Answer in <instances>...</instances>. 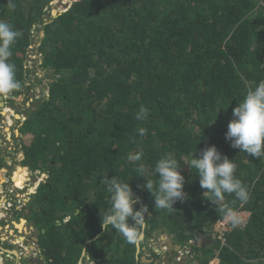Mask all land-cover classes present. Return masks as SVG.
<instances>
[{"label":"trees","instance_id":"16d2710c","mask_svg":"<svg viewBox=\"0 0 264 264\" xmlns=\"http://www.w3.org/2000/svg\"><path fill=\"white\" fill-rule=\"evenodd\" d=\"M12 2L14 9L0 0V20L20 33L9 62L21 87L1 95L0 125L22 87L27 100L33 92L26 61L37 24L41 66L50 71L48 97L31 101L24 118L15 119L21 136L14 137L20 144L14 153L22 152L31 172L46 174L24 209L13 210L32 226L39 264H154L160 254L152 248V258L143 254L152 233L191 247L183 263L170 256L164 264H264V157L253 159L225 139L233 108L264 81V0ZM142 106L147 118L137 120ZM2 137L1 131L0 171L7 157ZM212 145L235 161V177L249 192L246 203L225 194L224 205L249 215L224 234V245L211 231L223 213L203 197L195 169L184 165ZM137 152L141 161L129 162ZM169 155L181 165L189 197L171 212L154 208L134 172L137 164L152 172ZM25 172L15 170L17 184ZM102 175L129 180L140 200L135 208L147 205L135 242L100 226V212L110 208Z\"/></svg>","mask_w":264,"mask_h":264},{"label":"clouds","instance_id":"9594fccd","mask_svg":"<svg viewBox=\"0 0 264 264\" xmlns=\"http://www.w3.org/2000/svg\"><path fill=\"white\" fill-rule=\"evenodd\" d=\"M7 4L9 8H15L12 0H7ZM19 36L20 33L14 30L12 25L0 20V95L9 94L21 87V84L16 79L15 65L9 62L11 45ZM147 115L148 109L142 106L136 114V119H146ZM139 132L143 135L144 129L141 128ZM225 139L230 141L234 149L246 153L253 159L264 157V81H260L255 87H249L243 99L233 108L232 119L228 123ZM142 155V152L130 154L127 160L129 162H139L142 159ZM184 165H187L190 171L195 169L194 174L198 176L199 185L204 190L202 193L203 197L216 207L217 212L223 213L222 217L215 219L211 231L214 235L216 234V239L220 241V244L224 245V234L232 227L235 228L240 224H244L249 215L245 209L233 211L222 203L225 199V194H235L236 199L241 203H246L249 199L247 186L235 177L237 165L234 160L222 155L215 145L205 147L199 155L196 154L194 158ZM180 168V163L170 155L160 158L152 172H149L143 164L135 166V175L143 177L145 180V183L138 185V187L146 189L152 195L155 209H165L171 212L175 209L173 205L177 201L184 202L189 198L184 191L185 176L181 173ZM2 169L0 173L4 175L6 169L5 167ZM153 174L158 177L157 181L150 178ZM101 179L106 186V191L110 194L109 211L100 212L102 230L107 232L109 228L111 230L114 229L123 234L129 242H135L140 236L137 226L144 227L142 221L148 211L147 205L139 209L135 208V205L140 204V200L134 195L129 180L121 182L115 178V175L111 178L107 175H102ZM1 185L7 190L3 193V212L9 211L11 208L13 210L20 209L21 207L17 206V203L19 204L21 198L17 195L13 198L8 193V190L14 189V192H18L17 189L22 190V187L16 186V184L11 186L10 182L7 184L5 181ZM7 193L13 205L5 209V200L8 198ZM239 214L246 216L244 221L240 220ZM0 215L3 214L1 213ZM129 219L134 223L130 224ZM221 220L225 221L226 229L220 228L219 221ZM189 243H193V240H189ZM171 247H177L179 251L182 246L174 244L170 238L167 240L164 249H156L159 252L157 253L156 251V254H160V264L167 262L170 256L173 259L176 258L173 256L174 249L171 250ZM15 254L17 253L15 252ZM176 259L178 260V258ZM216 259L215 263L218 262V258Z\"/></svg>","mask_w":264,"mask_h":264},{"label":"rangeland","instance_id":"374dc122","mask_svg":"<svg viewBox=\"0 0 264 264\" xmlns=\"http://www.w3.org/2000/svg\"><path fill=\"white\" fill-rule=\"evenodd\" d=\"M65 2L66 0H64L63 3ZM36 26H38L37 27L38 31H35V38H34L35 43L32 46L33 48H31V50L29 51V54L27 57L28 59L26 61L27 66L30 70V77H29L30 82H33V79L35 81L33 85V89H32L33 92L28 93L29 100L25 99L24 95H25L26 89L23 86L21 89L22 93L18 97L13 99L12 107H9V103H8V106L7 107L5 106L3 108V111H4L3 120L4 121L2 122V125H0V132L1 131L3 132L2 152L3 154L7 155L6 162H5L6 171L4 175L0 173V177L3 176V178L5 179L3 181L7 182V184L10 182L11 186L16 184V186L22 187V190H19L16 188L18 192H14V189H13L10 193V196H12L13 198L16 195L21 198L19 201V207L21 208L18 210L24 209V206L30 197L32 188L39 181L44 180L46 177V174L44 173L37 174L38 172H31L27 167H23L21 164L22 152L17 151V154L14 153L16 152L17 149L20 148V144H18L17 147L15 146V144L18 143L19 140L16 141L14 139L15 138L19 139V136H21V134L18 131L19 124L15 122V119L19 120V119L24 118L23 116L26 111V108L29 107L31 101H34L36 98H47L49 94V87L47 85V81H48L47 76L50 71H48L47 68H43L41 66L42 58L39 52L37 51V46L40 42V39L43 36V30L40 24H37ZM13 155H15L14 158H13ZM17 168L26 169V172H25L26 174L23 176L21 185L17 184L16 181L14 180V173ZM0 188H1L0 214L1 213L3 214V215H0V243L3 246L7 247V249H9L12 253L16 252L19 258L23 256V253H28V254L30 253V256L26 257L25 259L22 258V259L16 260L14 259L15 258L14 256L11 257L12 264H14L16 261H21V262L23 261L25 264L27 260L36 258L33 255V251H29L25 247L27 239H28L27 235H31L30 233L31 228H29L30 222L25 221V218L22 215L19 216L21 219L20 218L18 219L15 216V214H12L13 212L12 208L7 212H3L1 201L4 196L3 193L6 192L7 190H5L2 187V185H0ZM238 216L241 221H244V217H246L244 214H239ZM18 224H22L21 228L17 227ZM207 237H208L207 234H202L200 239L205 240ZM169 239L170 237L168 236V234H163V235L158 236L157 234L152 233L149 236L148 240H146V243H145L146 248L143 254L145 256L152 258L153 256L151 255L150 249L151 248L153 250L155 249L154 251L155 252L157 251V253H159L158 250L156 249H159V248L164 249V246L166 245L167 240ZM171 250H173V256L178 258V260L176 259V261L179 263H183L185 259L189 257L188 251L191 250V247L187 245L186 247L185 246L180 247L179 251L177 247L172 248ZM6 256L7 255L0 253V264H6L5 263ZM7 258L9 259L10 257H7ZM216 261L217 259L214 258L211 260V263H215ZM35 262H34L35 264H38V260L35 259ZM34 263H31V264H34ZM86 264H91V262L86 263ZM154 264L156 263L154 262Z\"/></svg>","mask_w":264,"mask_h":264},{"label":"crops","instance_id":"0c3cea01","mask_svg":"<svg viewBox=\"0 0 264 264\" xmlns=\"http://www.w3.org/2000/svg\"><path fill=\"white\" fill-rule=\"evenodd\" d=\"M0 185H1V183L3 182V180H5L4 178H3V176H1L0 177ZM0 191H1V188H0ZM12 214H14V211L12 212ZM21 219V218H20ZM3 228V227H2ZM29 228H31V231H32V226H29ZM31 231H30V233H31ZM27 242H26V248H27V250H29V251H33V255L36 257V258H34V259H31V260H27L26 262H25V264H31V263H34L35 262V259L37 260V252H38V249L36 248V245L33 243V241H34V237L33 236H30V235H27ZM5 247V246H4ZM1 252V254H4V255H7L6 256V258H5V260H7L8 258L7 257H10L9 259H11V257H15L14 259H16V260H18V259H25L26 257H28V256H30V253L28 254V253H23V256L22 257H20L19 258V256H18V254H15L14 252L12 253L9 249H7V247H5V248H1V250H0ZM37 262V261H36ZM35 262V263H36ZM34 263V264H35ZM7 264V263H6ZM8 264H12V262H10V263H8ZM14 264H24V262L22 261H16ZM38 264H39V262H38Z\"/></svg>","mask_w":264,"mask_h":264},{"label":"built area","instance_id":"2783aa9c","mask_svg":"<svg viewBox=\"0 0 264 264\" xmlns=\"http://www.w3.org/2000/svg\"><path fill=\"white\" fill-rule=\"evenodd\" d=\"M11 189L8 190V193H11ZM8 193H7V196H8ZM6 196V195H5ZM13 205V202L12 200L10 199V197L8 196V198L5 200V205H4V208L5 209H8L10 208L11 206ZM17 206H19V204L17 203ZM219 224H220V228L221 229H226V224H225V221L221 220L219 221ZM1 252V251H0Z\"/></svg>","mask_w":264,"mask_h":264},{"label":"water","instance_id":"95a60500","mask_svg":"<svg viewBox=\"0 0 264 264\" xmlns=\"http://www.w3.org/2000/svg\"><path fill=\"white\" fill-rule=\"evenodd\" d=\"M3 105V102H2V96L0 95V106H2ZM2 170H4V169H2ZM35 232H37L36 230H35ZM142 235V234H141ZM35 240H36V238H34ZM142 259L143 260H146V261H149V260H147L146 258H144V257H142ZM174 259H176V258H174ZM159 261V259H157L156 261H155V263H157Z\"/></svg>","mask_w":264,"mask_h":264},{"label":"bare ground","instance_id":"6f19581e","mask_svg":"<svg viewBox=\"0 0 264 264\" xmlns=\"http://www.w3.org/2000/svg\"><path fill=\"white\" fill-rule=\"evenodd\" d=\"M0 180H1V179H0ZM1 202H2V201H1ZM21 226H22V224H18V225H17L18 228H21Z\"/></svg>","mask_w":264,"mask_h":264}]
</instances>
